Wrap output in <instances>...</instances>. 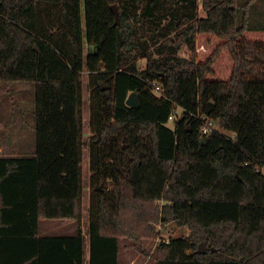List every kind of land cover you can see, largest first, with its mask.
<instances>
[{
    "label": "trees",
    "instance_id": "trees-1",
    "mask_svg": "<svg viewBox=\"0 0 264 264\" xmlns=\"http://www.w3.org/2000/svg\"><path fill=\"white\" fill-rule=\"evenodd\" d=\"M167 1L0 0V82L35 84L36 141L0 156V264H121L120 239L147 255L141 240L172 222L189 234L158 241L153 264H264V27L248 25L251 0L240 23L236 0ZM84 71L87 232L40 236L41 220L83 218ZM197 114L233 137L203 135Z\"/></svg>",
    "mask_w": 264,
    "mask_h": 264
},
{
    "label": "rangeland",
    "instance_id": "rangeland-1",
    "mask_svg": "<svg viewBox=\"0 0 264 264\" xmlns=\"http://www.w3.org/2000/svg\"><path fill=\"white\" fill-rule=\"evenodd\" d=\"M248 0H236L235 8L237 11V18L240 23L243 9L241 5ZM174 0H168L167 4L172 5ZM253 2L249 6L248 25L249 27H264V0H251ZM206 12L202 9L199 2L198 18H204ZM93 48L86 47L85 54L91 52ZM178 55L184 58H190L192 51L188 46H182ZM136 65L138 69L144 68L146 59L137 56ZM89 74L84 71L81 74L82 84V140L84 142L82 152V177H83V196H82V210L83 218L80 222L74 223L75 229L79 226H84L82 230L87 232V224L89 218V202L91 198L92 185L90 178L92 171L89 166V147L88 140L93 136V126L91 124V111L93 106L94 89L90 86ZM35 84L33 82L18 81L11 84H4L0 82V156H32L35 152ZM217 131L227 137H233V134L225 131L223 128L215 125ZM172 127V124H168ZM264 174V170H263ZM57 220H41L39 221V233L46 230L48 235H58L61 232L60 227H49L54 225ZM62 226V225H60ZM82 228V227H81ZM159 230V240L143 239L139 243L141 248L146 251L147 255H142L130 246L134 245V241L125 239L121 246L122 257L121 264H153L152 256L155 254L156 245L158 241L169 240L179 237H185L189 234L188 230L183 227H178L175 223H168L164 228L157 227ZM204 251V246L202 247Z\"/></svg>",
    "mask_w": 264,
    "mask_h": 264
},
{
    "label": "built area",
    "instance_id": "built-area-1",
    "mask_svg": "<svg viewBox=\"0 0 264 264\" xmlns=\"http://www.w3.org/2000/svg\"><path fill=\"white\" fill-rule=\"evenodd\" d=\"M151 89L154 95L156 96L162 95V87L157 82L151 83ZM182 114H183V109L178 106H175L172 113L168 117V124L169 123L172 124V127H173L174 122H176L182 116ZM196 118L200 119V121L202 122L201 132L203 135H209L217 131L216 126H215L217 122L214 121L213 119L207 118L206 116L199 115V114L196 115ZM166 241L168 240L166 239Z\"/></svg>",
    "mask_w": 264,
    "mask_h": 264
},
{
    "label": "crops",
    "instance_id": "crops-1",
    "mask_svg": "<svg viewBox=\"0 0 264 264\" xmlns=\"http://www.w3.org/2000/svg\"><path fill=\"white\" fill-rule=\"evenodd\" d=\"M74 223H75L74 220H63V221L56 222V224H54V225H49V227L56 228V230L58 229V227H60L61 232L62 231H64V232H62V233H60L58 235H73V234H75V232L77 230V229H75ZM60 225H62V226H60ZM79 227H82L81 229L84 228V226H79ZM82 231H83V233H85L84 230H82ZM38 234L40 236H46V235H48L47 232H46V230L41 231L40 233L38 231ZM85 237H86V235H85ZM124 240L125 239H120V249H121L120 256H119L120 257V261H121V257H122V254H123L122 253L123 247L121 246V244H122V242ZM86 253H87L86 254V259H88V250H87Z\"/></svg>",
    "mask_w": 264,
    "mask_h": 264
},
{
    "label": "water",
    "instance_id": "water-1",
    "mask_svg": "<svg viewBox=\"0 0 264 264\" xmlns=\"http://www.w3.org/2000/svg\"><path fill=\"white\" fill-rule=\"evenodd\" d=\"M110 9H111V11L113 12V14L115 16V24L118 25L120 16H119V11H118V8H117L116 4L111 5ZM125 104L128 107H137L138 106V104H139L138 97H137L135 92H130L128 94V97H127V99L125 101ZM202 252H203L202 246H199V249L197 250V253H202Z\"/></svg>",
    "mask_w": 264,
    "mask_h": 264
}]
</instances>
